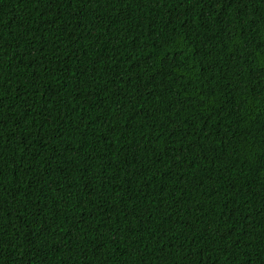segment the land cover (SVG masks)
Here are the masks:
<instances>
[{
	"label": "trees",
	"instance_id": "trees-1",
	"mask_svg": "<svg viewBox=\"0 0 264 264\" xmlns=\"http://www.w3.org/2000/svg\"><path fill=\"white\" fill-rule=\"evenodd\" d=\"M0 264H264V0H0Z\"/></svg>",
	"mask_w": 264,
	"mask_h": 264
}]
</instances>
